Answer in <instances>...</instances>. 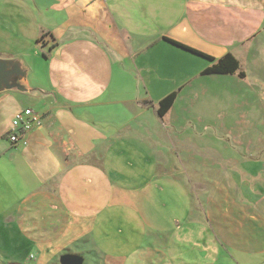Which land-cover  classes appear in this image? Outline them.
<instances>
[{
  "label": "crops",
  "instance_id": "1",
  "mask_svg": "<svg viewBox=\"0 0 264 264\" xmlns=\"http://www.w3.org/2000/svg\"><path fill=\"white\" fill-rule=\"evenodd\" d=\"M261 37L264 0H0V59L26 73L22 90L0 92V264H25L34 249L41 264L65 255L92 264L98 248L84 243L108 231L116 210L141 243L103 264H264L259 144L241 142L239 120L244 150L232 156L220 144L201 152L183 134L225 130L214 108L205 116L192 99L254 83L243 62L249 69L264 53ZM164 38L215 60L230 54L244 78L204 76L209 60ZM24 109L42 125L12 146L11 121Z\"/></svg>",
  "mask_w": 264,
  "mask_h": 264
},
{
  "label": "rangeland",
  "instance_id": "2",
  "mask_svg": "<svg viewBox=\"0 0 264 264\" xmlns=\"http://www.w3.org/2000/svg\"><path fill=\"white\" fill-rule=\"evenodd\" d=\"M53 5V1L49 2ZM261 46L264 47L263 37H261ZM258 59L253 66L249 69L246 65L245 60L243 62L244 71L248 72L249 79L254 81V83H248L245 85H237L232 82L224 83L228 89V93L224 96L223 93H219L215 96H209L205 90L197 91V96L192 99L193 104L197 103V106L206 112L203 114L209 116L210 108H214L216 112L220 115L222 119H225L226 128L223 132L218 129H213L210 127L208 130L199 131L195 133L190 131H184L183 134L187 137H191L193 142L197 143L198 150L201 152H210L215 149H219V144L221 146H226L227 150L222 149L221 153H225L226 156H232L234 152L239 153L244 150L240 147L235 146V138L237 135L238 143L240 140V130L235 131V123L239 120L243 122L248 129L243 132V137L241 142L253 141L259 144V149L261 153H264V72H261L259 76L253 74L257 69H262L264 71V53L260 52L257 54ZM257 66V67H256ZM199 83V82H196ZM253 90V93L245 92ZM219 108H221L219 110ZM38 114L37 111L33 110ZM190 113H188V116ZM192 179L193 178H189ZM114 184L120 186H127L126 188L133 187L136 182L131 178H114ZM129 186V187H128ZM204 187L197 186L195 192H202ZM133 199L137 198V194L131 195ZM194 196L197 198V194ZM126 213V212H125ZM124 211L116 210L111 218H109V229L106 232L103 231L101 227L98 228L99 234H93V243H84L85 246H91L92 244L96 246L97 254L87 255L85 261L92 264H103L106 259H122L124 255H127L130 251H135L141 243V238H139L138 233H131L128 226L123 222ZM127 229V230H126ZM75 249H81V245L74 247ZM35 255L34 260L24 261L25 264H41V261H45L46 256L41 257V253L34 249L32 252ZM5 263V262H4ZM14 264V263H12Z\"/></svg>",
  "mask_w": 264,
  "mask_h": 264
},
{
  "label": "trees",
  "instance_id": "3",
  "mask_svg": "<svg viewBox=\"0 0 264 264\" xmlns=\"http://www.w3.org/2000/svg\"><path fill=\"white\" fill-rule=\"evenodd\" d=\"M164 40L166 42L180 48V49H183V50L190 52L194 55H197L201 58L209 60L212 63V65L202 72V75H204V76L205 75H232L236 72H239L238 73L239 76L241 78H244V73L240 71L239 61L230 54H227L224 57H222L218 60H215L214 58H212V57H210L204 53H201L197 50L189 48V47L182 45L178 42H175L171 39L164 38ZM176 97H177V93L174 92V93H171L168 96L164 97L162 100H160V102L157 104V109H156L157 115L159 117H163L168 112V110L174 104ZM144 105L147 106L150 104L144 103Z\"/></svg>",
  "mask_w": 264,
  "mask_h": 264
},
{
  "label": "water",
  "instance_id": "4",
  "mask_svg": "<svg viewBox=\"0 0 264 264\" xmlns=\"http://www.w3.org/2000/svg\"><path fill=\"white\" fill-rule=\"evenodd\" d=\"M18 62L12 60L0 59V92L4 89L9 90L16 88L22 90L18 84L25 76ZM60 264H82V259L74 255H65L61 257Z\"/></svg>",
  "mask_w": 264,
  "mask_h": 264
},
{
  "label": "built area",
  "instance_id": "5",
  "mask_svg": "<svg viewBox=\"0 0 264 264\" xmlns=\"http://www.w3.org/2000/svg\"><path fill=\"white\" fill-rule=\"evenodd\" d=\"M42 116L31 109H24L16 113L11 121V129L7 134V139L12 146L22 143L26 134L41 127Z\"/></svg>",
  "mask_w": 264,
  "mask_h": 264
}]
</instances>
